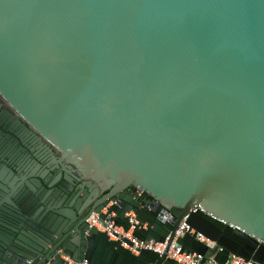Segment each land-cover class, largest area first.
I'll return each mask as SVG.
<instances>
[{"label": "water", "instance_id": "water-1", "mask_svg": "<svg viewBox=\"0 0 264 264\" xmlns=\"http://www.w3.org/2000/svg\"><path fill=\"white\" fill-rule=\"evenodd\" d=\"M1 127L0 264H264V0H0Z\"/></svg>", "mask_w": 264, "mask_h": 264}, {"label": "built area", "instance_id": "built-area-1", "mask_svg": "<svg viewBox=\"0 0 264 264\" xmlns=\"http://www.w3.org/2000/svg\"><path fill=\"white\" fill-rule=\"evenodd\" d=\"M118 205L117 201H109L99 212H92L86 219V223L91 228H95L100 233H103L109 241L118 242L120 246L126 250L131 251L137 255V250L146 249L157 254L159 257L165 255L167 260L175 264H220L214 260V255L221 252L222 248L217 246L214 242L210 241L200 233H196L193 229L184 223V220L179 225L174 233L169 234L163 243L154 242H138L133 238L134 214L132 212L125 214L128 218L129 227L124 230L123 226L116 224L117 215L111 208ZM197 207L192 210L195 211ZM104 216L105 219H100ZM194 236L196 242L204 244L209 250L213 252L211 256L204 257L200 254L183 250L180 245H176V240L182 238L184 235ZM132 244V246L129 245ZM61 260L67 264H77L71 261L66 256H61ZM86 264V262H82ZM222 264H257L252 260H246L236 254L229 253Z\"/></svg>", "mask_w": 264, "mask_h": 264}, {"label": "flooded vegetation", "instance_id": "flooded-vegetation-1", "mask_svg": "<svg viewBox=\"0 0 264 264\" xmlns=\"http://www.w3.org/2000/svg\"><path fill=\"white\" fill-rule=\"evenodd\" d=\"M0 129L6 130V127H1ZM4 137L3 138H0V149H1V152H2V150H11L12 149L10 147L8 148L7 143L9 141H11V138H13V137L10 136V135L7 136L6 133L4 134ZM12 141H13V139H12ZM22 154L23 153H18V155H20V156H23Z\"/></svg>", "mask_w": 264, "mask_h": 264}, {"label": "crops", "instance_id": "crops-1", "mask_svg": "<svg viewBox=\"0 0 264 264\" xmlns=\"http://www.w3.org/2000/svg\"><path fill=\"white\" fill-rule=\"evenodd\" d=\"M6 176L10 179V180H13L14 182H20L21 179L19 177H16V174H14V170H13V166H8V170H7V173H6ZM47 190H49V188H47ZM37 212V211H36Z\"/></svg>", "mask_w": 264, "mask_h": 264}]
</instances>
